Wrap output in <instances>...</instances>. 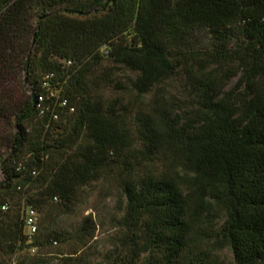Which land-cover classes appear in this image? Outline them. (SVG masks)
Returning <instances> with one entry per match:
<instances>
[{
  "label": "trees",
  "instance_id": "16d2710c",
  "mask_svg": "<svg viewBox=\"0 0 264 264\" xmlns=\"http://www.w3.org/2000/svg\"><path fill=\"white\" fill-rule=\"evenodd\" d=\"M201 30L207 47L188 46ZM118 66L135 74L131 105L101 93ZM18 69L31 90L55 72L75 111L40 116L30 93L9 113L2 81ZM6 116L15 131L0 154V246H30L17 245L24 204L57 198L68 212L81 187L110 178L125 197L115 226L127 249L110 264H264V0H0ZM15 193L21 209L9 208Z\"/></svg>",
  "mask_w": 264,
  "mask_h": 264
},
{
  "label": "rangeland",
  "instance_id": "374dc122",
  "mask_svg": "<svg viewBox=\"0 0 264 264\" xmlns=\"http://www.w3.org/2000/svg\"><path fill=\"white\" fill-rule=\"evenodd\" d=\"M132 33L129 31L128 36H131ZM187 42L188 46L203 49L210 42L209 34L204 30L197 31L194 37ZM108 64L106 63V65ZM40 73L39 67L36 66V74L40 75ZM10 74L12 76L2 81L1 86L8 93L9 113L15 108L17 109L16 105H21L32 93L30 80L26 78V71L18 69ZM129 77L134 78L135 74L123 66L115 68L113 80L114 84H118L104 87L101 91L103 97L107 101L108 99H119L123 104H130L133 94L127 91ZM234 82L235 80H232L228 87L233 86ZM178 85H176L178 89H173V93L179 91L180 86ZM39 121V116H37L30 124H27L30 134L34 135V132H37ZM14 131L7 121V116L6 120L0 119V154L2 157L9 155L11 136ZM41 133V137H44L45 129ZM46 138L49 139L48 136ZM29 155V153H23L24 158ZM51 157L55 159L56 154L50 153L45 159ZM4 178L5 173L0 168V180H4ZM21 196V193L6 195L9 208H16L20 203L21 209L23 203V200L20 201ZM124 206L125 197L113 179L104 178L92 181L78 190L77 202L71 211L63 212L59 206V200H54L52 205L48 204V206L38 209L36 235L30 240L22 233V237L17 242V245L31 243L30 245H33L35 250L30 249L32 246H28V248L12 251L9 245L12 239H5L0 246V264H18L20 262L29 264L27 263L29 259L34 258L42 260L38 264H60L65 255L74 257L73 264H110L114 260L123 259L127 249L120 245L121 230L115 226V223L123 215ZM1 210L5 211L2 208ZM83 224L88 228L85 231H80ZM219 224L220 222H218ZM55 235H59L58 240H55ZM45 237L50 238L49 243L35 244ZM74 249L76 253L69 255ZM217 255L226 263L232 261V255L228 249L217 252Z\"/></svg>",
  "mask_w": 264,
  "mask_h": 264
},
{
  "label": "built area",
  "instance_id": "2783aa9c",
  "mask_svg": "<svg viewBox=\"0 0 264 264\" xmlns=\"http://www.w3.org/2000/svg\"><path fill=\"white\" fill-rule=\"evenodd\" d=\"M103 55L109 54V48L104 46L101 49ZM71 61H67L70 64ZM34 98V106L39 115H49L52 119L57 120L63 111L72 113L75 111V107L69 104V101L62 94V86L60 81L57 80L55 72H48L44 74L40 80L39 89L31 91ZM17 169H21L18 166ZM36 172L32 171L34 175ZM19 188V187H18ZM57 200V198H54ZM2 209L8 208V203H5L1 207ZM38 211L30 204L23 205V233L28 239H33L38 231ZM32 246V245H30ZM35 250L32 246L30 249Z\"/></svg>",
  "mask_w": 264,
  "mask_h": 264
},
{
  "label": "water",
  "instance_id": "95a60500",
  "mask_svg": "<svg viewBox=\"0 0 264 264\" xmlns=\"http://www.w3.org/2000/svg\"><path fill=\"white\" fill-rule=\"evenodd\" d=\"M33 101H34V98H33Z\"/></svg>",
  "mask_w": 264,
  "mask_h": 264
}]
</instances>
